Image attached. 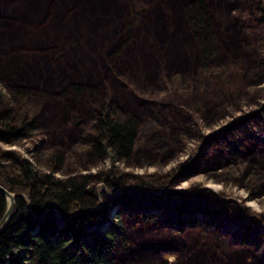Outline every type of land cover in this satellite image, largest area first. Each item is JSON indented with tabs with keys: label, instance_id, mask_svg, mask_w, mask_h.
<instances>
[{
	"label": "rangeland",
	"instance_id": "1",
	"mask_svg": "<svg viewBox=\"0 0 264 264\" xmlns=\"http://www.w3.org/2000/svg\"><path fill=\"white\" fill-rule=\"evenodd\" d=\"M46 1L40 4L41 13L35 24L33 21L28 23L24 18L29 0H8L5 7L8 15L1 10L2 17L4 15L8 19L0 20L2 44L6 34L15 29L24 27L25 35H28L24 45L22 41L16 46L1 44L0 84L7 87L23 84L31 88L36 134L42 146L74 148L80 130L92 114L89 100L106 94L122 111L138 121L139 128L130 157L117 163L121 174L126 177L136 174L142 180H151L154 189L160 192L171 189L185 191L193 200L197 195L195 207L219 210L208 223H197L187 221L185 214L176 217L177 210L172 206L167 207V220L160 218L155 222L143 219L134 209H125L121 217L127 229L129 247L125 253L117 255L115 262L188 264L184 239H190L194 247L204 234L215 237L225 251H230V246L232 250L246 248L250 256L249 264H264V146L249 136V130L258 128V120L253 113L264 101V46L257 36L256 40L250 38L249 43H245L248 32L245 28L239 32L235 21L238 18L241 21L247 18L257 21L259 17L254 5L257 1L264 16V0H246V3L244 0H205L213 16L212 30L221 51L219 67L212 68V74L220 68H228L230 60L241 71L237 80L238 89L229 93L225 91L222 96L216 94L217 87H211L200 79L201 74L190 76V71L197 69L195 61L191 62L195 47L191 36L184 32L186 25L181 13L194 0H96L97 9L95 0H75L70 4L68 0ZM114 3L116 6L113 7ZM68 5L73 10L87 8L93 15H86L87 22L82 20L79 28L65 30L62 26L68 24L74 13H67ZM160 8L165 11L160 13ZM47 9L61 13L60 21L63 24L54 30L57 33L53 36L49 31L53 29L47 22L41 21L51 16ZM138 11L145 13L139 17L136 15ZM166 11L171 12L169 15L173 12V16L184 24L176 25L173 20L169 23ZM22 18L25 20L23 23ZM164 21L167 22L165 27L169 26V31L165 28V33H178L172 39L178 47L174 48L170 42H166L165 47L157 44L153 50L144 51L150 45L146 34L153 37L148 29L151 22H155L153 28L162 34ZM258 28L262 32V27ZM181 33L185 35V44L181 41ZM48 34L50 38H47ZM161 34L158 35L159 41L162 40ZM97 36L98 48L93 46L90 39ZM105 37L113 38L114 43L108 46ZM234 42L239 49L237 54L228 51L233 50L231 44ZM89 45L91 47L85 51ZM114 48H120L123 55L113 59V62L116 61V72L111 71L106 61V58L111 59ZM171 51L184 54L188 67L180 65L176 59L169 63L170 58L174 57ZM10 56L16 58L17 69L26 72L23 76L5 65L6 58ZM22 61L27 64V70L26 66H22ZM32 64L34 68L29 71L28 67ZM137 70L142 76L136 75ZM74 71L75 76L72 77ZM65 75V80L58 82V76ZM71 81L95 86L96 95L85 91L78 95L61 94L60 90ZM73 113L79 115L78 124L70 120ZM149 132L156 134L153 141L149 138ZM231 140L238 145L235 154L224 151ZM38 141L36 139L35 142ZM21 143L9 145L0 141V149L14 147L22 156L31 159L30 154L36 144L27 139ZM107 162L103 156L84 167H76L75 171L91 173L103 170ZM230 165L241 168L228 173L226 170ZM40 167L46 169L45 165ZM63 172L65 169L59 168L55 175L62 176ZM94 189L102 199L107 197L101 182H94ZM177 208L184 210L181 205ZM178 218L181 223L179 229L176 226ZM232 229L234 234H231ZM197 247L191 252H195L203 262L194 260L195 257L190 264H205L204 257H209L207 255L211 250L205 252L204 248Z\"/></svg>",
	"mask_w": 264,
	"mask_h": 264
},
{
	"label": "trees",
	"instance_id": "2",
	"mask_svg": "<svg viewBox=\"0 0 264 264\" xmlns=\"http://www.w3.org/2000/svg\"><path fill=\"white\" fill-rule=\"evenodd\" d=\"M7 1L0 0V17H4L0 20L8 19L4 16L6 13V16L8 15L5 10ZM50 1L52 2V0ZM74 1L68 0L67 3L70 4ZM41 2L47 3L46 0H29L27 11L25 7L23 8L24 13L26 12L27 15L24 18L27 19L28 23L36 22L39 18ZM97 2L95 0V9H97ZM244 2L246 3V0ZM163 5L164 1L162 5L160 4V7L163 8ZM254 5L259 17L257 21L253 22L248 18L242 21L238 18L235 21L238 24V29H240L239 32H242L244 28L248 32L244 38L245 43H249L250 38L256 40L257 36L259 42H262L264 46V16L261 13L262 9L258 6V1ZM114 6H116V3L113 4ZM101 7L102 5L99 6V9ZM161 8L160 13L165 11ZM11 9L12 6L9 10L11 11ZM244 9L247 10V5L244 6ZM1 10H5L3 17ZM48 11L51 12V16L47 20L44 18L41 21L43 23L47 22V25L53 29V31L49 30L53 36L54 33H57L54 30L61 27L63 22L60 21L61 13L59 11L58 13L53 9ZM69 11L74 12L71 14L73 18L71 17L72 19L70 18L68 21L69 25L62 26L65 30L74 27L75 29L79 28L82 25V20L87 22L86 15H93V13L88 12L87 8H82V11H80V8L79 10H73V7L69 6L67 13ZM140 11H138V14L136 12L139 17L145 13ZM166 12L167 15L171 13ZM181 14L186 25L184 32L187 31L188 35L191 36V42L195 47V51L191 54V62L195 61L197 69H192L190 76L194 77L201 74L200 79L205 80L206 84L211 87H217L216 94L220 96L225 91L229 93L230 90L238 89L239 83L237 80L241 71H238V66L234 61H228L230 68L225 67V70L220 68L213 74L211 72L212 68L219 67L221 51L212 30L213 16L206 5V1L194 0L191 6L184 7ZM173 15L172 12L169 15L170 17H167L170 18L169 23L173 20L176 25L184 24ZM164 22L162 34L153 28L155 22H151L148 29L153 37L146 34V40L150 41V45L144 51L153 50L157 44L165 47L166 42H170L174 48H176L175 46L178 47L176 42L174 44L172 40L178 36V33H175V31L174 35L165 33L166 29L169 31V26L168 28L165 27L167 22ZM260 26L262 32L258 28ZM24 31V27H22L8 32L3 44L5 46H16L22 41V45H24L28 38ZM160 34L162 40L159 41L158 35ZM50 36L48 34L47 38H50ZM98 37L90 38L96 48L99 45ZM185 39V35L182 36L181 33L183 44H185L183 41ZM105 40H107L108 46L112 42L114 43L113 38L106 39L105 37ZM231 45L233 50L229 49L228 51H232L234 54L239 53L236 43L234 42ZM89 47L91 45L86 47L85 51ZM120 52V48H114L110 55L111 59L106 58L113 72L117 71L116 61L113 62V59L118 56L122 57L123 55ZM171 52L174 57L170 58L169 63L176 59L177 63L186 66L184 54L178 55L174 51ZM27 59H30V57L27 56ZM5 62L9 69L19 72V75L23 76V73H26L21 71L20 68L17 69V61L14 56L7 57ZM23 62L25 61H22L21 64L23 67L26 66L27 70V64H23ZM76 64H78V61ZM186 67H188V64ZM28 68L31 71L34 68L33 64L29 65ZM76 69L78 68L76 67ZM78 72L80 73V70ZM136 73V75L142 76L140 70H137ZM80 74L84 77L82 73ZM72 75V77L75 76V71ZM65 78L66 75L58 76L57 79L59 82L65 80ZM84 91L90 95H96L97 88L84 85L82 82L71 81L60 90V93L78 95ZM33 101V92L29 86L13 84L7 87L0 84V141L9 145H22L21 141L27 139L32 144H36L30 154L31 159L22 156L14 147L0 149V184L7 190L17 193L14 197L11 212L0 228V264H117L115 262L117 255L125 253L129 247L127 229L121 217L123 210L134 209L140 213L143 219H152L155 222L160 218L167 220V207L172 206L177 210L176 217L185 214L187 221H197V223H208L219 212L217 208L198 209L195 207L197 195L194 196L195 199L193 200L189 198L190 196L185 191L174 189L162 192L155 191L151 180H142L136 174L129 177L121 174L117 168V163L124 162L130 157L139 128L138 121L134 116L127 115L122 111L117 103L106 94H101L89 100L92 114L85 127L80 130L77 145L74 148L69 146L65 148L42 146V141L36 134V116L32 107ZM52 113L55 114V111ZM253 114L257 117L258 128L249 130V136L258 144L264 146V101ZM70 120L72 123L78 124L79 115L73 113ZM151 131L157 133L156 130L151 129ZM155 135L150 134V140L153 141ZM36 139L37 141L40 140L35 142ZM154 143L156 142L154 141ZM237 150L238 145L232 140L228 141L224 149L227 154H235ZM103 156L108 161L106 168L103 170H96L91 173L75 171L76 167H84L87 163ZM40 165H45L46 169L43 170ZM59 168L65 169L62 176L55 175ZM240 168L238 165H230L226 171L230 173L231 171L240 170ZM94 182H101L104 185V190L108 194L106 198L102 199V196L98 195L94 189ZM98 198H101V201H98ZM5 204L4 196L0 194V215ZM179 205L184 207V210L177 208ZM112 209L113 213L110 215ZM176 226L178 229L181 226L179 218ZM233 230L231 234H234ZM185 240L187 246L185 259L189 261L188 264L195 257L194 260H200L195 252H191L196 245L198 249L204 248L205 252L211 250L207 255L210 258L204 257L206 259L205 264H249L250 262V256L246 248L237 246L239 248L232 250L230 246V251H225V248L220 245L215 237L202 234L194 247H192L190 239L189 241ZM200 262L203 261L200 260Z\"/></svg>",
	"mask_w": 264,
	"mask_h": 264
},
{
	"label": "water",
	"instance_id": "3",
	"mask_svg": "<svg viewBox=\"0 0 264 264\" xmlns=\"http://www.w3.org/2000/svg\"><path fill=\"white\" fill-rule=\"evenodd\" d=\"M155 191H159V190L155 189ZM0 194L4 196L6 201L5 207L0 215V228H1L11 212L14 197L17 193L7 190L4 186L0 184ZM112 213H113V209L110 212V215H112Z\"/></svg>",
	"mask_w": 264,
	"mask_h": 264
}]
</instances>
